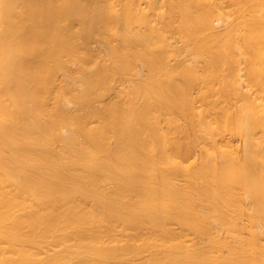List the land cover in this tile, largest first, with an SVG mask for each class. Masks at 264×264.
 I'll return each mask as SVG.
<instances>
[{"label": "bare ground", "instance_id": "6f19581e", "mask_svg": "<svg viewBox=\"0 0 264 264\" xmlns=\"http://www.w3.org/2000/svg\"><path fill=\"white\" fill-rule=\"evenodd\" d=\"M0 264H264V0H0Z\"/></svg>", "mask_w": 264, "mask_h": 264}]
</instances>
